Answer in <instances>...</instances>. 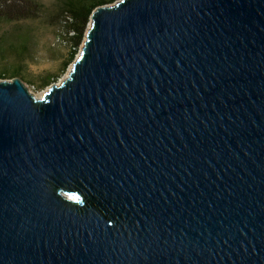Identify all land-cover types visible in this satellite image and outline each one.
Returning a JSON list of instances; mask_svg holds the SVG:
<instances>
[{"label":"water","instance_id":"water-1","mask_svg":"<svg viewBox=\"0 0 264 264\" xmlns=\"http://www.w3.org/2000/svg\"><path fill=\"white\" fill-rule=\"evenodd\" d=\"M90 21L42 97L0 81V264H264V0Z\"/></svg>","mask_w":264,"mask_h":264},{"label":"trees","instance_id":"trees-1","mask_svg":"<svg viewBox=\"0 0 264 264\" xmlns=\"http://www.w3.org/2000/svg\"><path fill=\"white\" fill-rule=\"evenodd\" d=\"M115 1L117 0H61L58 11L64 15L68 25L69 31L67 32L71 47L64 58L60 71L44 74L40 84L41 88L54 83L58 76L66 71L69 64L75 60L93 10L100 5ZM43 7L44 2L41 0H0V59L7 54L14 56L13 64L0 67V77L7 73L11 76L10 78L20 76L21 70L24 69V65L32 54V35L23 32L21 25L16 26L17 28L8 26L36 20Z\"/></svg>","mask_w":264,"mask_h":264},{"label":"rangeland","instance_id":"rangeland-1","mask_svg":"<svg viewBox=\"0 0 264 264\" xmlns=\"http://www.w3.org/2000/svg\"><path fill=\"white\" fill-rule=\"evenodd\" d=\"M44 2L43 10L34 21H24L13 26H20L23 32L30 33L32 35L31 41V55L28 62L24 65V69L21 70L20 78L23 79L25 86L30 93L36 97H42L48 88L55 83H59L66 78L73 65L69 64L66 71L62 72L58 79L51 85L41 88L40 84L43 81L44 74L48 72L57 73L60 71L64 58L70 49V39L68 38L69 31L68 25L65 22V17L59 13V5L61 0H41ZM119 1V0H117ZM115 1V2H117ZM113 3H108L112 5ZM90 22L87 25V29L84 34V39L80 44L75 59L79 56L84 41L90 26ZM17 28V27H16ZM72 33V31H70ZM14 63V56L5 55L0 59V67L8 66ZM9 73L0 77V81H9L13 78ZM74 197V196H73Z\"/></svg>","mask_w":264,"mask_h":264},{"label":"bare ground","instance_id":"bare-ground-1","mask_svg":"<svg viewBox=\"0 0 264 264\" xmlns=\"http://www.w3.org/2000/svg\"><path fill=\"white\" fill-rule=\"evenodd\" d=\"M40 98V97H39Z\"/></svg>","mask_w":264,"mask_h":264}]
</instances>
